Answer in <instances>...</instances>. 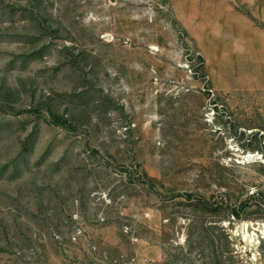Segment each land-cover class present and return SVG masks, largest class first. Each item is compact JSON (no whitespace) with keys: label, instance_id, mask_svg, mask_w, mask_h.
Instances as JSON below:
<instances>
[{"label":"rangeland","instance_id":"374dc122","mask_svg":"<svg viewBox=\"0 0 264 264\" xmlns=\"http://www.w3.org/2000/svg\"><path fill=\"white\" fill-rule=\"evenodd\" d=\"M226 2L199 41L171 0H0V264H264V0Z\"/></svg>","mask_w":264,"mask_h":264},{"label":"crops","instance_id":"0c3cea01","mask_svg":"<svg viewBox=\"0 0 264 264\" xmlns=\"http://www.w3.org/2000/svg\"><path fill=\"white\" fill-rule=\"evenodd\" d=\"M176 10L182 15L187 27L198 35L199 41H204L205 35L217 40V26L221 20L231 24L233 18L232 5L226 0H171ZM240 19L243 17L238 14ZM257 57L264 58V43Z\"/></svg>","mask_w":264,"mask_h":264},{"label":"trees","instance_id":"16d2710c","mask_svg":"<svg viewBox=\"0 0 264 264\" xmlns=\"http://www.w3.org/2000/svg\"><path fill=\"white\" fill-rule=\"evenodd\" d=\"M188 238H189V237H187L186 241H188ZM204 238H205V239H207V237H206V236H204Z\"/></svg>","mask_w":264,"mask_h":264}]
</instances>
